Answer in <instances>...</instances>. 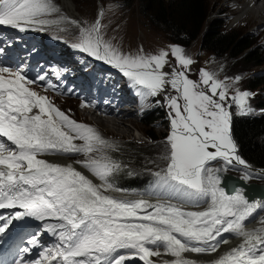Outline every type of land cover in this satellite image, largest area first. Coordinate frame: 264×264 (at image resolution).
<instances>
[{"label":"snow or ice","instance_id":"obj_1","mask_svg":"<svg viewBox=\"0 0 264 264\" xmlns=\"http://www.w3.org/2000/svg\"><path fill=\"white\" fill-rule=\"evenodd\" d=\"M54 11L51 0H0V25L21 31L43 26L52 21L42 17ZM99 28L97 21L91 30L82 29L80 42L73 46L120 69L135 85L146 90L143 95L156 97L166 90V85L180 93L165 97L174 116L167 137L170 145L167 168L163 175H157L163 184L183 191L190 198L210 197L211 205L204 211L186 212L172 204L122 201L103 194L101 189L112 188L107 177L119 165L106 155L93 158L89 154L101 152L107 141L93 128L73 121L47 97L27 87L35 81L26 79L20 70L0 66V138H6V141L0 139V209H24L23 213L14 214L16 219L27 215L38 220L61 221L46 225L58 236L60 244L42 252V259L30 264L45 261L50 264L58 257L63 264H86L77 257H88L87 264H125L134 257L144 264H153L149 258L159 256L161 247L165 254L175 258L164 264H196L182 253L214 252L218 243L213 242L225 232L235 233L243 242L213 264H264V227L244 228V222L258 205L239 192L228 195L219 186V169L208 167L217 159L245 163L236 155L232 115L220 102L226 99V92L220 90L225 86L201 70V82L209 86L212 95L199 90V84L180 70L188 69L193 61L177 45L170 46L171 56L180 68L174 67L169 73L163 70L169 63L167 51L123 55L102 42ZM217 95L219 101L213 98ZM248 95L243 92L233 97L240 115L251 111L245 107L244 98ZM181 99L183 105L179 103ZM34 109L38 111L34 113ZM76 140L83 144L77 145ZM49 151L84 153L87 159L77 163L103 183L94 184L70 165L37 158ZM149 208L154 211L138 214V210ZM12 218L0 226V233L5 232ZM4 220L0 216V221ZM136 220L141 222H129ZM35 240L33 237L30 242ZM148 245L155 246V250ZM121 249L132 251L124 255L119 252Z\"/></svg>","mask_w":264,"mask_h":264},{"label":"rangeland","instance_id":"obj_2","mask_svg":"<svg viewBox=\"0 0 264 264\" xmlns=\"http://www.w3.org/2000/svg\"><path fill=\"white\" fill-rule=\"evenodd\" d=\"M223 1L206 0L208 6L207 23H210L215 20H219V23L223 26L225 30H232L234 33H239L244 36L248 35L251 40L255 41V48L262 47V45L264 44V27L260 28L258 31V26H253L254 21L245 20L244 18L242 19L241 17H239L234 22L235 18L237 17V14L234 10V6L236 2L232 0H230L229 2L227 1L223 2ZM51 2L53 6L57 5V8L58 6L61 7L62 11L58 12V10H56L58 12L57 14L52 13L46 16L61 17V15L64 16L65 14H67L69 16H72L71 18L73 21L74 20L76 21L69 26H72L74 25V23H76L81 25L82 29H86V30H91L92 27L96 24V22L99 21L100 24L99 33H98L99 37L101 38L103 43L108 44L112 49L116 50L117 52L123 55L136 56L137 54L155 55L158 54L161 50H164L169 53V56L167 58L169 63L165 66L163 70L171 72L174 67L180 68V66L176 63L175 59L171 56L170 46L176 45L174 43L175 37L168 31H165L160 26H158L157 28L153 27L152 23L149 20L148 15L142 14L139 6L140 4L139 0H132L130 4H123L122 1L120 0H107V1L70 0L72 4L71 15L66 10L63 9L65 6L63 0H51ZM262 4L263 1H257L255 4H252V7L256 9H261ZM261 17L264 18L262 15ZM77 28L79 27L73 26L72 30H68V28L66 27L64 28L66 30L60 31L56 35L59 36L70 35L75 37V34L76 36L78 34H81L79 32H81L82 30L81 29L80 31H76ZM53 30H57V29H53ZM75 40L79 41L80 39L75 37ZM181 48L184 50V54L188 55V57L193 61V63L189 66L188 69L180 68V70L185 71L189 79L199 84V90H204L206 94L212 95V93L209 91V86H206L201 82V70H204L210 73L213 79L219 81L222 85L225 86L223 89L220 90H224L226 92V99L220 102L224 104L226 108L228 107L229 104V102L227 101L229 95L230 97H233L237 93L246 92V89L243 87V84H245V80L247 79L244 76V74L246 73L245 72L246 67H244L241 62L239 61L231 62V61H227L226 59H218L215 54L202 50V48L200 47L199 39H196L194 42H192L188 48L186 49H184L183 47ZM260 68L261 67L257 68L255 72L260 70ZM166 92L168 93L172 92L173 96L180 95V93L176 92L174 89H171V85H166V90L163 93H161V97H163L164 104L166 103V99H165V95H167ZM255 95H256L255 98L264 100V88L258 90V92L255 93ZM248 96H249L248 100H250L252 95H250L249 93ZM213 98L219 101L218 95L214 96ZM59 101L62 102L61 105L63 108L71 109L75 105V101H63V100H59ZM179 103L183 105L184 101L181 99ZM130 111L131 109L126 114H128ZM128 116L129 117L126 118L122 117L125 120H129V121H124V124L117 123V125L119 126H114V127L111 125H106L107 126L106 128H108V131L106 132V129L103 126H100L99 128L98 127L99 125L97 126V124L95 123L99 119L98 117H95V120L93 116L85 117V115L81 113V111L78 109V105H77L76 115L74 116V119L88 123H90L88 119H92L94 121L93 122L94 127L98 130L100 134L106 137V141H107V146L103 147L101 152H93L90 153L89 156H92L93 158H99L102 154L107 155L110 151H115L114 149L116 145H121L123 143H134L138 146H141L143 149L150 146L151 142H149L142 135V131L148 130V128L144 127L141 121L131 117L130 114ZM112 120H116L117 122H120L118 121L120 120V118L118 117L112 118ZM103 124H105V122ZM152 129L153 132H155L157 138L159 139L163 129L161 121H156L153 124ZM156 145L157 146H155L156 148L154 149L153 152L157 153L155 155L156 163H160L161 162L160 155L164 153V147L159 141ZM85 159H87V157L84 155L83 160ZM73 161L75 162V160ZM226 165L227 166H225V171L227 173L236 175L237 177L245 180L246 182L257 183V184L264 183V180L262 178H258L250 174H248L247 176L242 168H239L237 166H230L227 163ZM210 167L215 168V164ZM148 185H149V181L147 179L139 182V186L141 187H147ZM147 194L152 196H160L161 198L167 199L169 201L172 200L173 201L172 203L175 206L178 207L190 206L192 207V209H194L197 205L205 204L211 201L210 197H204L199 199L190 198L183 191H180L175 187H169L168 185L163 184L162 181H157L156 185L148 189ZM210 205L211 204H209L208 206H200V207H209ZM190 207H184V208H190ZM261 216H264V212L262 213ZM262 220L263 217H260L255 219L254 221L257 222ZM58 230L59 229H57V231ZM51 233L53 234V232ZM230 242L231 240L228 243ZM213 243H218V247H217L218 250L216 249L215 252L219 251V249H221L226 245L224 244L222 246V244L219 243L217 240ZM148 247L153 248L155 250V246L148 245ZM159 251L161 252L159 256H153L149 258L153 261V264H156L157 261L167 256L173 257L171 255L165 254L162 247L159 249ZM124 253L127 252H121V254ZM205 253H209V252H205ZM184 254L185 253H183V256Z\"/></svg>","mask_w":264,"mask_h":264},{"label":"trees","instance_id":"obj_3","mask_svg":"<svg viewBox=\"0 0 264 264\" xmlns=\"http://www.w3.org/2000/svg\"><path fill=\"white\" fill-rule=\"evenodd\" d=\"M107 1V0H101ZM123 4H130L132 0H120ZM143 15H148L153 27L160 26L171 33L175 39L174 43L183 48L190 46L196 39L200 40L202 50L215 54L218 59H227L231 62H241L246 67L245 88L257 91L264 87V80L259 75H252L255 70L264 65V51L255 48V41L248 35L244 36L225 30L219 20L207 23L208 6L206 0H139ZM259 107L264 108V100L258 102ZM162 114H160V117ZM158 116L150 115L148 120H142L144 137L158 141L153 132L152 123L156 122ZM233 137L239 146L241 157L250 165L264 169V114L256 119H238L233 125ZM151 145L145 149L134 143L126 144L123 149L125 155L118 158L127 167L126 171L118 173L113 177L119 181V186L124 189H132V183L137 178L134 170H144L148 165L156 161L154 149ZM165 150L163 156L165 154ZM145 164V167H143ZM148 170V169H146ZM130 174L128 176L127 174ZM110 175L107 179H110Z\"/></svg>","mask_w":264,"mask_h":264},{"label":"bare ground","instance_id":"obj_4","mask_svg":"<svg viewBox=\"0 0 264 264\" xmlns=\"http://www.w3.org/2000/svg\"><path fill=\"white\" fill-rule=\"evenodd\" d=\"M224 1L229 2L230 0H224ZM232 1L237 3V5L234 6V10H235V12L237 14V17L235 18L234 22L239 17H241L242 19L244 18L245 20L254 21L253 26H258V31H259L260 28L264 27V18L261 17V15L264 17V0H256V1H254V0H232ZM257 1H263L261 9H256V8L252 7V4H255ZM63 2H64V5H65L63 9L66 10L71 15L72 14V4H71L70 0H63ZM54 7H55L56 10L62 11L61 7L58 6V8H57V5L54 6ZM71 17L72 16H69V15L65 14L64 16H61V17H58V18H55V19H49V21H52V23H49V24H46V25H47V27H50L52 29L66 28L69 25H71L73 22H76L75 20L73 21ZM186 56L188 57V55H186ZM166 72H169V71H166ZM103 74H104V77L109 75V73H107V72H104ZM72 75H76V73H73ZM112 86H113V84L107 83V85L105 86V89H104L105 92H106V95H108L109 90H110V88H112ZM86 91H88V89H86ZM124 93H125V91L123 90V91H117V92L111 94V99H112L111 101L112 102L109 104V106L106 107V110H111V108H113V107L119 109L121 107V102L119 101V103H116V100L120 96H124L125 95ZM35 110L36 109H34L33 111H35ZM129 110H130V108L126 107V108H124L123 111L119 112L117 117L120 118V120H118L120 122H117L116 120H112V118H111V119L105 120V121L101 120V119H98L95 123L97 124V126L99 125L98 126L99 128H100V126H103L106 129V132H107L108 128H106L107 127L106 125H111V126L114 127V126H119V125H117V123L118 124H122V123L124 124V121H129V120H125L124 118H122V116H120L121 113L124 112L125 113V117H129L128 116L129 114H126ZM130 116H131V114H130ZM104 122H105V124H103ZM77 145H79V144H77ZM75 154H77V153H74V152L73 153H64V152L52 151V155L46 156L44 158H41L42 154H40V155L37 156V158L38 159H43V160H45V161H47L49 163L58 164V165H61V166L70 165L73 168H75L77 171L82 172L94 184H96L98 186L101 185L100 182L98 180H94V178L92 176H90V174L83 167H81L77 162L75 163L73 161L72 158H73V156ZM222 170H223V168H222ZM237 178L240 179V180H243V179H241L239 177H237ZM243 181H244L245 184H250L251 183V182H246L245 180H243ZM101 191L105 195H108L110 197H113V198H115L117 200H122V201L144 200V201H147L150 204H157V203L169 204V203L162 202L161 200H158V199H153V198H149V197L142 196V195L131 196V195H128L126 193H120V192L113 191L111 189H108L107 191H104L103 189H101ZM237 192H239V193L243 192V194L246 195L245 194V192H246L245 189L243 191L242 190H237L232 195H235ZM247 193L250 194L251 192L247 191ZM263 207H264V203L260 204V206L254 210V212L252 213V216L249 217L248 220L244 223V228L246 230H254L255 229V227L250 226L251 220L253 218L257 217L261 213V211L263 210ZM208 208L209 207H197V208H194V209H192V208H182L181 210L186 211V212L187 211H204V210H206ZM153 211L154 210L151 209V208L144 209V210H138V214L139 215H144V214H147V213H151ZM129 222L139 223L141 221L136 220V221H129ZM59 223H61V222H59ZM230 236L233 237L231 242L226 244L224 247H222L221 249H219V251H217L215 253H211V254H196V253H193V252H184L185 254H184L183 257L186 258V259L195 261L196 264H213V261H215V260L219 259L221 256L225 255L231 249L238 247L243 242V238L238 236V235H236L233 232L222 233L221 236L216 238V240H218L219 242H224ZM44 239L46 240V238H44ZM123 250L129 251L128 249H121V250H119V252L123 251ZM182 255H183V253H182ZM173 259H174L173 257L167 256V257H165L163 259H160L156 264H164L165 261H171ZM134 262L135 263H139V262L141 263L142 260H140L138 257H134V258H132L130 260H126L125 264L134 263ZM46 264H49V262H47ZM50 264H53V262L50 263Z\"/></svg>","mask_w":264,"mask_h":264},{"label":"water","instance_id":"obj_5","mask_svg":"<svg viewBox=\"0 0 264 264\" xmlns=\"http://www.w3.org/2000/svg\"><path fill=\"white\" fill-rule=\"evenodd\" d=\"M229 180L234 181L233 184L229 183ZM224 185L227 186L229 191H232L234 187L240 186L246 190L245 194L251 199L254 203L258 204L260 201L264 199V186L263 185H256V184H249L246 185L243 181L239 179H234L232 177H227L224 181ZM236 185V186H235ZM247 191L251 193L248 194Z\"/></svg>","mask_w":264,"mask_h":264}]
</instances>
